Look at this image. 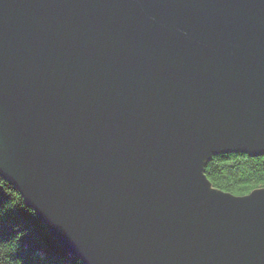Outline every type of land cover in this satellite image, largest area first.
<instances>
[{
	"label": "water",
	"instance_id": "water-1",
	"mask_svg": "<svg viewBox=\"0 0 264 264\" xmlns=\"http://www.w3.org/2000/svg\"><path fill=\"white\" fill-rule=\"evenodd\" d=\"M264 0H0V176L84 264H264Z\"/></svg>",
	"mask_w": 264,
	"mask_h": 264
},
{
	"label": "trees",
	"instance_id": "trees-1",
	"mask_svg": "<svg viewBox=\"0 0 264 264\" xmlns=\"http://www.w3.org/2000/svg\"><path fill=\"white\" fill-rule=\"evenodd\" d=\"M205 174L221 192L243 197L264 189V155L218 154ZM0 264H83L52 237L14 185L0 176Z\"/></svg>",
	"mask_w": 264,
	"mask_h": 264
},
{
	"label": "rangeland",
	"instance_id": "rangeland-1",
	"mask_svg": "<svg viewBox=\"0 0 264 264\" xmlns=\"http://www.w3.org/2000/svg\"><path fill=\"white\" fill-rule=\"evenodd\" d=\"M26 202V201H25ZM57 240V239H56ZM59 243V242H58ZM60 244V243H59ZM62 246V245H61ZM63 247V246H62ZM64 248V247H63ZM64 249H66V248H64ZM76 258V257H75ZM81 260V259H80ZM82 261V260H81ZM84 264V263H83Z\"/></svg>",
	"mask_w": 264,
	"mask_h": 264
}]
</instances>
